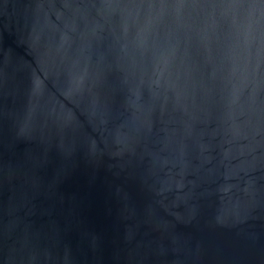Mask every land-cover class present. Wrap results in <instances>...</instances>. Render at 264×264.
<instances>
[{"label":"water","instance_id":"1","mask_svg":"<svg viewBox=\"0 0 264 264\" xmlns=\"http://www.w3.org/2000/svg\"><path fill=\"white\" fill-rule=\"evenodd\" d=\"M0 264H264V0H0Z\"/></svg>","mask_w":264,"mask_h":264}]
</instances>
